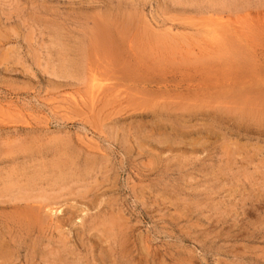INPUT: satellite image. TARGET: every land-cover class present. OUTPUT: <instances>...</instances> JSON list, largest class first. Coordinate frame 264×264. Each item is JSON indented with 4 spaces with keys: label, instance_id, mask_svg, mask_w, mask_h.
I'll use <instances>...</instances> for the list:
<instances>
[{
    "label": "rangeland",
    "instance_id": "rangeland-1",
    "mask_svg": "<svg viewBox=\"0 0 264 264\" xmlns=\"http://www.w3.org/2000/svg\"><path fill=\"white\" fill-rule=\"evenodd\" d=\"M0 264H264V0H0Z\"/></svg>",
    "mask_w": 264,
    "mask_h": 264
},
{
    "label": "bare ground",
    "instance_id": "bare-ground-1",
    "mask_svg": "<svg viewBox=\"0 0 264 264\" xmlns=\"http://www.w3.org/2000/svg\"><path fill=\"white\" fill-rule=\"evenodd\" d=\"M22 16V15H21ZM64 151V150H63ZM62 151V152H63ZM65 151H67V150H65ZM70 152V151H69ZM70 157V156H69ZM62 160V159H61ZM67 160H69V158L67 159ZM63 161H64V159H63ZM65 162V161H64ZM65 164V163H64ZM69 164V163H68ZM58 165V164H57ZM87 167V166H86ZM67 169V168H66ZM64 170V169H63ZM72 172V171H71ZM39 177V176H38ZM56 177V176H55ZM64 183V182H63ZM6 187V186H5ZM103 230V229H102Z\"/></svg>",
    "mask_w": 264,
    "mask_h": 264
}]
</instances>
